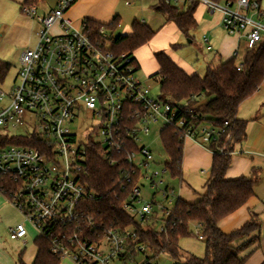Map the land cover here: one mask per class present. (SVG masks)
<instances>
[{
	"label": "built area",
	"instance_id": "obj_1",
	"mask_svg": "<svg viewBox=\"0 0 264 264\" xmlns=\"http://www.w3.org/2000/svg\"><path fill=\"white\" fill-rule=\"evenodd\" d=\"M76 1L58 0L45 16H39L35 6L22 7L26 16L37 17L42 29L35 47L20 55L19 83L8 92L0 88V142L2 138L20 140L0 146V195L23 218L9 237L24 242L29 224L49 241L51 252L60 260L136 264L140 256L141 264H158L145 246H130L136 240L135 227H110L90 212V203L98 198L81 177L89 144L103 149L110 166L120 167L123 189L132 185L123 209L145 225L155 221L156 214L153 203L141 196L142 181H150L152 190L163 187L159 191L169 205L177 196L163 179L157 180L168 173L166 167L151 171L154 163L149 150L138 146L141 135H148L152 125H159L160 133L174 127L184 143L189 140L212 153L223 152L218 145L223 137H230L232 123L226 120L216 126L195 112L197 106L186 102L172 106L152 96L137 76L133 55L113 50L112 32L93 29L87 21L75 26L66 17ZM164 1L179 9L187 3ZM195 1L220 12L223 29L241 36L247 49L264 40V9L257 1ZM55 28L58 34L53 33ZM81 121L87 123L84 132ZM23 128L26 132L18 133ZM161 211L165 220L158 230L166 232L171 210L162 207ZM195 226L198 239L203 240L200 226Z\"/></svg>",
	"mask_w": 264,
	"mask_h": 264
},
{
	"label": "trees",
	"instance_id": "obj_2",
	"mask_svg": "<svg viewBox=\"0 0 264 264\" xmlns=\"http://www.w3.org/2000/svg\"><path fill=\"white\" fill-rule=\"evenodd\" d=\"M43 0H26L23 6H38ZM229 1V0H227ZM234 1V0H230ZM259 4L263 0H255ZM199 2L188 0L186 8L167 5L164 0L154 7L158 13L166 16L182 33H188L195 28L197 22L194 14ZM93 29L104 28L114 32L119 26L116 18L111 24L104 25L88 20ZM132 35L115 37L113 50L117 53H133L148 43L155 31L146 24L134 21ZM176 47V45H174ZM159 71L151 76L160 86V98L172 106L186 102L189 107L197 106L196 113L213 122L216 126H223L226 120L231 121L228 131L229 138L223 137L218 147L223 152L215 151L210 178L205 185V193L194 203H187L177 197L166 220V232L155 228L157 221L165 220L157 212L152 226L144 228L134 217L129 215L123 204L132 185L123 189L121 169L110 166L103 157V149L90 143L87 152L86 171L81 174L82 182L88 190L97 195V200L90 203V212L95 213L97 221L110 227H135L136 240L131 241L134 249L145 246L155 260L162 254L169 256L179 264H244L242 252L259 243L260 219L252 214L248 222L238 230L225 234L218 224L221 220L243 207L253 196L254 186L258 180V171H252L249 176L238 179H227L226 172L230 166L232 154L236 146L246 139L247 121L238 118L242 103L252 97L264 83V40L252 49L245 52L238 63V56L220 64L210 65L203 77L188 75L181 70L166 54H154ZM10 65L0 59V84L3 83ZM190 119L189 117H187ZM174 127H168L160 133L164 150L168 156L165 167L173 180L181 181L183 176L184 142L175 135ZM0 146L18 143L19 138H2ZM28 144L30 141L23 140ZM137 148V145H136ZM217 146L211 145V150ZM168 188L170 185H167ZM157 204L153 202V205ZM163 208H167L164 207ZM199 225L206 245L205 257L200 258L192 254L184 255L181 252L179 241L192 236L190 225ZM240 239L245 241L235 246ZM36 256L33 264H61V260L51 252V245L46 238L35 240ZM17 264H25L20 257ZM264 264V262L262 263Z\"/></svg>",
	"mask_w": 264,
	"mask_h": 264
},
{
	"label": "crops",
	"instance_id": "obj_3",
	"mask_svg": "<svg viewBox=\"0 0 264 264\" xmlns=\"http://www.w3.org/2000/svg\"><path fill=\"white\" fill-rule=\"evenodd\" d=\"M8 1L22 7L26 0ZM144 1L77 0L66 17L75 26L88 20L108 25L117 18L119 21L117 29H123L121 35L130 36L133 32L132 23L139 20L134 19L130 24L124 22L126 25L122 27V9L136 8V12L142 15V20L139 22L146 24L156 32L148 43L133 53L138 68L137 75L139 71L143 70L150 79L159 71V66L154 58V54L159 52L166 54L186 74L201 77L210 65L218 66L233 59L236 55L239 57L244 40L238 35H229L223 29L220 12H212L204 4L199 3L194 14L197 25L185 34L173 22L168 21L166 16L156 13L154 7L159 4L160 0ZM48 3L49 0H43L38 5L42 6V16L55 9L58 0H53L54 8L49 7ZM186 5L183 9L186 8ZM261 7L264 9V0L261 2ZM196 28L198 35L199 33L202 35L203 43L206 46V53L202 56L201 61L198 59L200 54L194 53L196 50L191 55L186 53L190 47L184 44L186 38L190 39V43L194 42L195 37H191L190 33ZM115 31L112 33L114 34ZM244 49H246L245 44ZM238 118L247 121L246 139L242 144L236 146L226 172V178L238 179L241 176H249L253 170L258 171L259 177L254 186V196L243 207L221 220L218 227L223 233L230 234L248 222L252 214L257 215L261 225L259 243L242 252L241 258L245 260L244 264H262L264 262V83L252 97L242 103ZM213 157L214 154L200 144L189 140L184 143L183 176L180 181L181 193L178 196L180 199L191 204L201 199L205 193V185L210 178ZM3 209L12 211L13 206L0 195V213ZM18 223L20 220L17 221ZM15 226L16 224L9 228V233ZM244 241L245 239L237 240L235 246L241 245ZM23 254L19 253V248L16 249L14 245H6L0 239V264H17L20 257L23 260ZM34 255L36 256V253ZM34 259L33 256V262ZM31 261H24V263L33 264ZM61 264L64 263L61 262ZM67 264L73 263L68 262Z\"/></svg>",
	"mask_w": 264,
	"mask_h": 264
},
{
	"label": "rangeland",
	"instance_id": "obj_4",
	"mask_svg": "<svg viewBox=\"0 0 264 264\" xmlns=\"http://www.w3.org/2000/svg\"><path fill=\"white\" fill-rule=\"evenodd\" d=\"M146 1V0H145ZM144 1V2H145ZM187 2L188 0H182ZM51 2V3H50ZM53 0H49V7L54 8L55 4ZM42 5V4H41ZM186 5V4H185ZM37 12L39 16H42V6H36ZM122 8V5L120 9ZM157 13V12H156ZM123 15V24L124 27L126 24H130L133 22L134 19L142 20L141 14L136 12V8H123L122 9ZM218 15V14H217ZM216 15V17H217ZM42 29V26L38 23L37 17H28L22 12V7L17 6L8 0H0V59L4 60L10 65V69L3 81L0 84V88L5 92H8L14 88L16 84L19 83V71H20V55L23 51L28 48L35 47L38 36L37 33ZM123 32L122 28H119L115 31L114 36L117 37L121 35ZM54 34H58L59 30L57 28L53 29ZM190 36H194L195 40L193 43H190V39L186 38L184 44L190 47L186 53L191 55L195 50L194 53L200 54L198 59L201 61L202 56L206 53V46L203 43L204 39L202 35H198L197 28L190 33ZM189 36V37H190ZM241 37V36H240ZM245 52L244 44L242 43L239 57L237 62L239 63L243 54ZM138 78L142 81V83L151 89L152 96L159 97L160 96V86L157 80L150 79L147 76V73L142 70L138 72ZM82 132L85 131L87 128V123L81 121L79 123ZM150 133L148 135H141L140 141L138 143L139 147H145L149 150L151 154V161L152 167L151 171H159L161 172L165 168V163L168 161V156L164 150L161 137H160V126L159 125H152L150 127ZM25 128L18 130V133H25ZM84 134V133H83ZM81 134V136L83 135ZM163 179L165 181V186L170 185L172 189L175 190L176 196L178 197L181 193L180 189V181L173 180L170 177L169 173H165L160 175L157 180ZM142 185L140 186L141 189V196L142 198L148 202L153 203L156 202L157 204L154 205V210L157 212L159 217L162 216V207H167L172 209L176 199L173 198V206L168 204L162 194L160 193V189L152 190L150 188V181H142ZM2 196V195H1ZM4 197V196H3ZM7 200V199H6ZM9 203V202H8ZM20 220L22 222V216L16 211L13 207L12 211L8 209H3L0 213V239L6 243V245H14L16 249L19 248V253L23 254V260L26 262L28 260H32L33 256L35 257L36 253V246L35 240L39 238L40 234L33 229V227L27 224L28 229V236L22 241H12L9 237V228L13 225H17V221ZM152 226V222H148L144 225V228H149ZM160 221H157L155 224V228L159 229ZM190 229L192 232V236L185 237L180 239L179 246L181 252L184 255L192 254L197 257L203 258L206 254V245L203 240L198 239V229L195 225H190ZM32 257V259H31ZM143 257L138 256L137 263L141 264L143 262ZM61 262L67 264L71 262L68 259H62ZM154 263L158 264H175V261L171 259L169 256L162 254L154 260Z\"/></svg>",
	"mask_w": 264,
	"mask_h": 264
}]
</instances>
